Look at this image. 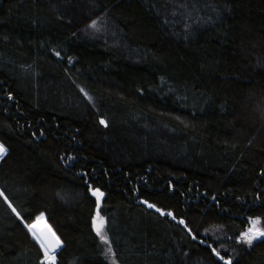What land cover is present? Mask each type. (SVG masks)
Masks as SVG:
<instances>
[{"label": "trees", "instance_id": "obj_1", "mask_svg": "<svg viewBox=\"0 0 264 264\" xmlns=\"http://www.w3.org/2000/svg\"><path fill=\"white\" fill-rule=\"evenodd\" d=\"M0 143V264H41V214L55 264H111L95 188L118 264H264L238 242L264 227V0H0Z\"/></svg>", "mask_w": 264, "mask_h": 264}, {"label": "snow or ice", "instance_id": "obj_2", "mask_svg": "<svg viewBox=\"0 0 264 264\" xmlns=\"http://www.w3.org/2000/svg\"><path fill=\"white\" fill-rule=\"evenodd\" d=\"M91 27H96V21L92 22ZM56 55H59V53H56ZM100 123L106 124L104 120H101ZM6 154H7V148L3 144H0V158H3ZM92 195L96 197V205L98 210L97 215L93 218L92 221L93 227L97 232V234L101 236V239H103L105 242H108L107 238L102 233L105 220L99 215L100 202L101 199L104 197V193L99 188H95L92 189ZM0 196H3L5 201L8 202V205L12 209V212L15 213L20 220H23L24 217L21 216V213L18 212L14 206H12L11 202L8 201L7 196H5L2 191H0ZM144 203L147 204L149 208H156V205L148 204L147 201H144ZM156 210L161 211L160 209H156ZM167 215H172V213H167ZM42 220H43V214H41V216H38L36 218L35 223L26 224V227L28 231L32 234L33 238L38 241L40 248L43 251L44 259L41 261V264H55L56 262L55 251L56 249L61 247L62 241L60 240L59 236L56 235L55 231H53L51 226L47 225L46 222L44 228L38 230ZM180 223L184 224L185 222L181 220ZM261 237H264V230L257 228H250L248 231L241 233L240 240H242L247 245L252 246L253 241L258 240ZM213 251L216 252V255L220 257L221 260L224 259L223 256H220V253L218 251H216L215 249H213ZM226 264H232V261L229 259L226 261Z\"/></svg>", "mask_w": 264, "mask_h": 264}, {"label": "rangeland", "instance_id": "obj_3", "mask_svg": "<svg viewBox=\"0 0 264 264\" xmlns=\"http://www.w3.org/2000/svg\"><path fill=\"white\" fill-rule=\"evenodd\" d=\"M96 27H98V29H99V25H97ZM96 27H92V30L94 29V28H96ZM100 29H101V27H100ZM1 144V143H0ZM2 158H0V160H1ZM100 217H102V216H100ZM103 218V217H102ZM43 220H45L44 218H43ZM35 222H36V220H35ZM250 228H257V229H261V230H264V227H263V225H262V222H261V219L260 218H252L251 220H250V225H249V227L244 231V232H246V231H248ZM212 237H214L216 240H221V248H222V250H224V251H229L228 250V248H227V245H226V236H225V234H224V232H223V230H222V228L221 227H217V226H214V227H212V228H210L208 231H207ZM244 232H242V233H244ZM102 233H103V235L107 238V241L108 242H105L103 239H101V236L100 235H98L99 236V239H100V242H101V246H102V251H103V253H104V255L107 257V259L109 260V262L111 263V264H118L117 262H116V260H115V258H114V253H113V250H112V247H111V245H110V242H109V239H108V237H107V235H106V232H105V224H104V227H103V229H102ZM240 236H241V234H240ZM240 236H239V238H238V242H240V243H243V244H246V243H244L242 240H240ZM261 239H264V237H261V238H259L258 240H255V241H253V244L256 242V241H259V240H261ZM223 240V241H222ZM247 245V244H246ZM249 246V245H248ZM220 253V252H219ZM220 256H222L221 254H220ZM227 260H229V259H223V261H227ZM56 263V262H55Z\"/></svg>", "mask_w": 264, "mask_h": 264}, {"label": "water", "instance_id": "obj_4", "mask_svg": "<svg viewBox=\"0 0 264 264\" xmlns=\"http://www.w3.org/2000/svg\"><path fill=\"white\" fill-rule=\"evenodd\" d=\"M33 223H35V222H33ZM46 223H47V225H50V226H51V224H50L48 221H46ZM31 224H32V223H31ZM44 226H45V224L40 225L39 228H38V230H39V229H43ZM51 228L53 229V231H55L54 228H53L52 226H51ZM55 233H56V231H55ZM56 235L59 236L57 233H56ZM59 238H60V237H59ZM60 240H61V238H60ZM61 241H62V240H61ZM63 246H64V244H63V242H62L61 247L58 248V249H56L55 254H58L59 251L62 249ZM56 262H57V261H56Z\"/></svg>", "mask_w": 264, "mask_h": 264}, {"label": "bare ground", "instance_id": "obj_5", "mask_svg": "<svg viewBox=\"0 0 264 264\" xmlns=\"http://www.w3.org/2000/svg\"><path fill=\"white\" fill-rule=\"evenodd\" d=\"M40 226V225H39ZM56 256H57V254H56Z\"/></svg>", "mask_w": 264, "mask_h": 264}]
</instances>
